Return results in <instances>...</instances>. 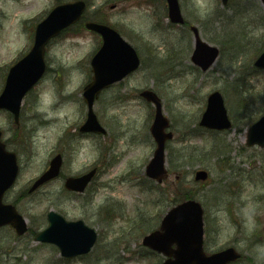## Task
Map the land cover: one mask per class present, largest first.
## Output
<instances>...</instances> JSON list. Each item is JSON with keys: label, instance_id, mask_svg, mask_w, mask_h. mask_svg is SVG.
I'll return each mask as SVG.
<instances>
[{"label": "rangeland", "instance_id": "374dc122", "mask_svg": "<svg viewBox=\"0 0 264 264\" xmlns=\"http://www.w3.org/2000/svg\"><path fill=\"white\" fill-rule=\"evenodd\" d=\"M86 1L87 15L102 6L97 14L131 42L141 64L95 100L106 133H80L86 115L82 87L91 77L89 60L100 38L78 25L47 45V70L24 96L19 124L0 110L1 139L19 164L4 201L32 227L20 236L0 227V264H160L162 256L141 239L182 191L203 205L208 251L234 246L241 257L230 264H264V149L246 144L249 124L264 113V69L252 64L264 48V4L178 0L187 25H177L168 20L164 0ZM53 5V0H0V90L9 65L29 50L34 24ZM188 24L220 49L205 71L190 59L194 42ZM144 88L161 98L173 132L166 144L169 175L162 183L144 174L155 146L149 132L154 106L139 95ZM213 90L223 95L231 129L197 124ZM57 152L63 158L60 176L29 193ZM93 166L98 173L83 193L65 190L66 176ZM198 169L208 171L206 180L194 179ZM49 209L93 227L98 239L92 251L67 260L55 245L35 241Z\"/></svg>", "mask_w": 264, "mask_h": 264}, {"label": "water", "instance_id": "95a60500", "mask_svg": "<svg viewBox=\"0 0 264 264\" xmlns=\"http://www.w3.org/2000/svg\"><path fill=\"white\" fill-rule=\"evenodd\" d=\"M168 16L172 22L183 23L178 0H166ZM226 4L227 0H221ZM264 3V0H262ZM84 2L77 0L56 5L48 15L40 21L34 31V40L30 50L15 61L8 69L5 82L0 92V109H6L18 123L20 105L24 94L43 75L46 63L44 60L45 46L50 38L59 31L75 22L81 15ZM86 27L99 32L102 45L93 54L90 64L93 72L91 80L83 86L82 96L87 105V117L80 126V131L105 133L93 111L95 97L110 84L121 80L139 65V57L135 49L125 41L114 29L94 22L86 23ZM194 35V49L191 60L202 70H206L216 59L218 48L203 41L196 26H190ZM254 65L264 68V50L255 58ZM140 95L155 105L150 133L155 141L152 157L145 166L148 177L161 182L167 176L165 161V142L172 137L168 118L162 112L159 96L152 89H144ZM199 125L207 128L226 129L231 127L223 97L218 90L207 96V103L201 115ZM1 137V131H0ZM246 143L258 144L264 148V114L247 129ZM61 155L51 158L45 169L32 183L29 191L58 175ZM94 169L80 176L66 178L67 189L82 191L91 179ZM18 174V163L13 151L5 148L0 139V225L11 224L18 234L27 229L26 219L17 212L15 206L3 203L4 192L14 183ZM196 180L207 178L204 169L195 172ZM94 228L86 225L83 220H67L61 214L50 209L47 212V226L38 231L34 239L55 244L60 254L72 257L88 252L96 240ZM144 245L168 256L161 264H226L239 257L233 247H227L210 254L203 249V207L196 199H186L171 206L160 221L156 230L146 234ZM175 245L174 247H172Z\"/></svg>", "mask_w": 264, "mask_h": 264}, {"label": "flooded vegetation", "instance_id": "af4514ba", "mask_svg": "<svg viewBox=\"0 0 264 264\" xmlns=\"http://www.w3.org/2000/svg\"><path fill=\"white\" fill-rule=\"evenodd\" d=\"M53 1H54V5H55V4H59V3H61V2L71 1V0H53ZM103 2H104V3H103ZM85 3H86V6H85V9L83 10V13H82L80 19H79L77 22H75L74 24H72V25H70L69 27L65 28L63 31H61L60 34H59V36L62 35L65 31H68V30H70V29H72L73 27H76V26H78V25H82V26L84 27V26H85V23L88 22V21L98 22V23H103V24H107V25H110V26L116 28L114 25H112L111 23L108 22V19H107V16H106V15H100V14H97V13H99V11H101V9H102V6H101V5H99V6L97 7V9L91 11V13H93V14L95 13V15L91 16V15H87V14H86V13H87L86 11L88 10V2L85 0ZM89 3H90V2H89ZM102 3H103V5H104V4L106 3V0H105V1H102ZM54 5H53V6H54ZM115 6H116V4L113 3V4H110L109 7H110V8H114ZM98 36H99V38H100V40H101V37H100L99 34H98ZM93 167H95L96 170L98 169L96 166H93ZM176 178H177L178 181H179V171L177 172V176H176ZM69 192H71V191H69ZM72 193H73V192H72Z\"/></svg>", "mask_w": 264, "mask_h": 264}, {"label": "trees", "instance_id": "16d2710c", "mask_svg": "<svg viewBox=\"0 0 264 264\" xmlns=\"http://www.w3.org/2000/svg\"><path fill=\"white\" fill-rule=\"evenodd\" d=\"M171 164V163H170ZM189 197H193V193H191L190 191H182L180 193V196H179V201L180 200H183V199H186V198H189ZM178 201V200H177ZM176 202V201H175ZM32 230V228H31Z\"/></svg>", "mask_w": 264, "mask_h": 264}]
</instances>
